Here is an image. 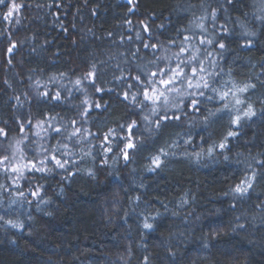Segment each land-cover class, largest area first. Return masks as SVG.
Here are the masks:
<instances>
[{"label":"clouds","instance_id":"9594fccd","mask_svg":"<svg viewBox=\"0 0 264 264\" xmlns=\"http://www.w3.org/2000/svg\"><path fill=\"white\" fill-rule=\"evenodd\" d=\"M0 264H264V0H0Z\"/></svg>","mask_w":264,"mask_h":264},{"label":"trees","instance_id":"16d2710c","mask_svg":"<svg viewBox=\"0 0 264 264\" xmlns=\"http://www.w3.org/2000/svg\"><path fill=\"white\" fill-rule=\"evenodd\" d=\"M12 2H15V0H12ZM25 7H26V6H25ZM13 15H15V12H13ZM6 23H7V22H6ZM57 31H58V33H59V36H63V35H64L63 30H57ZM59 36L57 37L58 40H59ZM60 43L62 44V43H64V41H60ZM188 179L191 180V177L189 176ZM69 219H72V218L69 216ZM63 226H64V227H71V225H69V224L67 223V221L64 222Z\"/></svg>","mask_w":264,"mask_h":264},{"label":"snow or ice","instance_id":"6c2138e0","mask_svg":"<svg viewBox=\"0 0 264 264\" xmlns=\"http://www.w3.org/2000/svg\"><path fill=\"white\" fill-rule=\"evenodd\" d=\"M165 83H168V81H165ZM222 146V145H221ZM129 147H131V145H129ZM155 163H159V161L157 160V161H154ZM239 190V189H238ZM146 227H150V225H145Z\"/></svg>","mask_w":264,"mask_h":264}]
</instances>
